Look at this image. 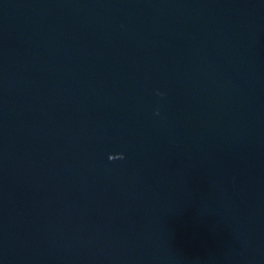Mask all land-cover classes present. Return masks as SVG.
Listing matches in <instances>:
<instances>
[{"label":"water","instance_id":"1","mask_svg":"<svg viewBox=\"0 0 264 264\" xmlns=\"http://www.w3.org/2000/svg\"><path fill=\"white\" fill-rule=\"evenodd\" d=\"M0 264H264V0H0Z\"/></svg>","mask_w":264,"mask_h":264}]
</instances>
